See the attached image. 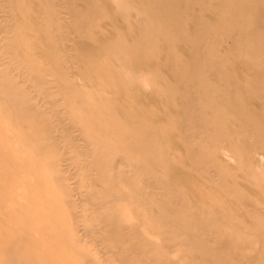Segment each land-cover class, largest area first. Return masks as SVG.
<instances>
[{
  "label": "rangeland",
  "instance_id": "1",
  "mask_svg": "<svg viewBox=\"0 0 264 264\" xmlns=\"http://www.w3.org/2000/svg\"><path fill=\"white\" fill-rule=\"evenodd\" d=\"M174 263L264 264V0H0V264Z\"/></svg>",
  "mask_w": 264,
  "mask_h": 264
},
{
  "label": "bare ground",
  "instance_id": "2",
  "mask_svg": "<svg viewBox=\"0 0 264 264\" xmlns=\"http://www.w3.org/2000/svg\"><path fill=\"white\" fill-rule=\"evenodd\" d=\"M6 139H8V137H6ZM111 196L114 198V197H119V198H127V196L126 195H121V194H114V193H112L111 194ZM110 201V200H109ZM112 201V200H111ZM161 206H163V207H167L168 205H166V204H163L162 203V205ZM186 205H184V207H185ZM175 210V209H174ZM176 211V210H175ZM114 214H111V216H113ZM134 216L136 217V218H140V214L138 213V212H135L134 213ZM85 218V220L86 221H89L86 217H84ZM114 218H116L115 217V215H114ZM105 219H108L109 220V217H105L104 219H101V221H102V224L103 225H109V226H112V224L111 223H109V224H105ZM4 226V228H5V225H3ZM173 225L172 224H166V225H164V229H165V231H166V233L165 234H168V235H174L175 237H177L178 235V232H176L175 231V229L174 230H170L171 229V227H172ZM113 227V226H112ZM7 229V228H6ZM77 229V228H76ZM171 231V232H170ZM170 232V233H169ZM115 234V228L113 229V235ZM134 233L133 232H131V235H133ZM131 235H129V236H131ZM135 235V234H134ZM20 236H22V233H20ZM171 239L173 240L174 239V237H172L171 236ZM168 242H169V239H168ZM169 244L170 245H168V247H172L173 246V243H170L169 242ZM130 247H127V250L128 251H130V250H132V249H137V248H139L140 247V245H139V243H136L135 241L134 242H130V245H129ZM117 247L118 248H120V245H117ZM205 253V252H204ZM175 264V263H174Z\"/></svg>",
  "mask_w": 264,
  "mask_h": 264
}]
</instances>
